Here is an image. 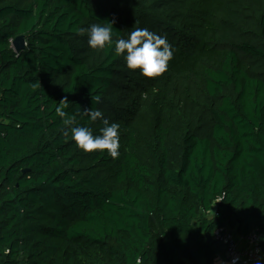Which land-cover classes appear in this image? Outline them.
Wrapping results in <instances>:
<instances>
[{
	"label": "trees",
	"instance_id": "trees-1",
	"mask_svg": "<svg viewBox=\"0 0 264 264\" xmlns=\"http://www.w3.org/2000/svg\"><path fill=\"white\" fill-rule=\"evenodd\" d=\"M111 21L166 36L167 71L91 48ZM65 99L118 158L64 135ZM219 228L264 257V0H0V264H216Z\"/></svg>",
	"mask_w": 264,
	"mask_h": 264
},
{
	"label": "clouds",
	"instance_id": "clouds-1",
	"mask_svg": "<svg viewBox=\"0 0 264 264\" xmlns=\"http://www.w3.org/2000/svg\"><path fill=\"white\" fill-rule=\"evenodd\" d=\"M114 22H108L106 25L92 24L87 29H81V34L87 32L89 46L98 51L114 46L115 54L123 56L127 68L132 71L139 70V74L144 77H158L167 71L169 61L173 58V48L166 36H161L147 28H135L127 38L113 40ZM65 101L66 99L62 100L55 109L56 115L70 126L64 131V135L67 136L70 132L77 147L85 152L99 150L103 153L107 150L108 156L118 158L120 155V125L114 122L109 123L100 110L85 109L84 114L90 120H102L104 126L100 134L94 135L89 127L72 126L75 118L70 117L64 111L67 107Z\"/></svg>",
	"mask_w": 264,
	"mask_h": 264
},
{
	"label": "built area",
	"instance_id": "built-area-1",
	"mask_svg": "<svg viewBox=\"0 0 264 264\" xmlns=\"http://www.w3.org/2000/svg\"><path fill=\"white\" fill-rule=\"evenodd\" d=\"M214 236L225 246V256L216 264H264L260 245L262 235L249 233L237 236L229 229H216Z\"/></svg>",
	"mask_w": 264,
	"mask_h": 264
},
{
	"label": "water",
	"instance_id": "water-1",
	"mask_svg": "<svg viewBox=\"0 0 264 264\" xmlns=\"http://www.w3.org/2000/svg\"><path fill=\"white\" fill-rule=\"evenodd\" d=\"M26 46L25 38L23 35L16 36L12 41V47L14 51L19 52L23 50ZM26 172V169L22 170V173Z\"/></svg>",
	"mask_w": 264,
	"mask_h": 264
},
{
	"label": "rangeland",
	"instance_id": "rangeland-1",
	"mask_svg": "<svg viewBox=\"0 0 264 264\" xmlns=\"http://www.w3.org/2000/svg\"><path fill=\"white\" fill-rule=\"evenodd\" d=\"M201 3H203V2L201 1Z\"/></svg>",
	"mask_w": 264,
	"mask_h": 264
}]
</instances>
